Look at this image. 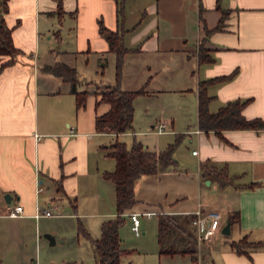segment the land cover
<instances>
[{
  "label": "crops",
  "instance_id": "0c3cea01",
  "mask_svg": "<svg viewBox=\"0 0 264 264\" xmlns=\"http://www.w3.org/2000/svg\"><path fill=\"white\" fill-rule=\"evenodd\" d=\"M59 1L65 12L62 17L58 14ZM120 2L9 0L7 22L14 28V41L22 53L0 74V194H4L0 200V218L28 223L45 217L34 214L41 205V192L53 190L56 195L49 197L54 199L55 208L57 211L60 205L64 208L62 213H57L59 216L78 221L89 218L95 228L101 229L104 220L116 215L115 184L103 176L116 166V160L107 154L109 147L124 134H144L139 130L144 126L154 127L148 132L160 135L177 130L176 117L158 118L150 110L153 99L174 92L185 102L182 115L188 120L186 134H194L198 142L199 149L193 155L200 160L199 183L204 181L211 187L206 190L208 193L226 187L234 203L227 207L214 202V195H202L195 207L180 205L179 199H172L158 201L156 209L178 215L199 208L222 215L239 211L240 217L231 226V232L236 227L237 237L218 244L214 236L210 240L214 245L209 244L211 249L202 255L198 251L162 252L170 247L161 246L157 236L158 260L163 261L161 264H264V248L252 249L247 255L231 246L232 241L245 236L264 240V129H226L220 136L198 125L200 80L235 71L233 78L208 87L213 97L210 110L217 111L229 100L252 98L243 113L248 118L264 119V0H124L122 22ZM218 4L229 9V15L223 29L206 37V29L214 28L222 16ZM100 22L112 30H128L125 44L131 50L125 56L121 86L124 89L144 86L148 91L135 99L132 130L119 134L96 129V117L107 112L110 104H97L98 95L93 91L116 81V53L110 50L107 38L100 32ZM203 43L215 58L213 62L200 63L199 48ZM7 58L0 54V64ZM56 61L75 66L81 79L79 90L93 92L84 105L77 107L69 82L41 69ZM186 61H193L189 80L185 70L181 77L176 73L177 67ZM171 83L178 85L169 87ZM139 103L145 106L141 112H138ZM195 119V126L191 127ZM160 123L165 125L162 132L157 129ZM139 141L148 150H162L150 147L142 137ZM204 163L224 168L230 181L222 184L214 175L203 177ZM167 168L160 166L156 174L169 173ZM250 183L256 185L250 187ZM199 185L200 192H205ZM106 190L109 197H105ZM8 192L12 196L10 203L5 199ZM6 203L23 204V214L7 215V206L2 211ZM83 203L87 205L85 210ZM133 210L140 211L136 207ZM17 231L18 228L14 230ZM10 238L14 248L22 239L20 235ZM177 239L181 242L177 248H183L187 239L176 235L173 240ZM1 249L0 238V254ZM13 259V264H17L18 257ZM0 264H4V258L0 257Z\"/></svg>",
  "mask_w": 264,
  "mask_h": 264
},
{
  "label": "trees",
  "instance_id": "16d2710c",
  "mask_svg": "<svg viewBox=\"0 0 264 264\" xmlns=\"http://www.w3.org/2000/svg\"><path fill=\"white\" fill-rule=\"evenodd\" d=\"M58 14L65 13L62 2L59 1ZM219 23L212 29H206V37L215 31L221 30L225 26V20L229 15V9L222 8ZM10 10L9 0H0V54L7 55L8 58L0 64V74L9 65L16 62L22 50L16 45L13 37L14 28L7 22V14ZM119 16L123 21L121 4L119 5ZM59 17V18H61ZM127 29L112 30L100 22V32L105 35L110 50L116 53V81L99 86L95 91L98 95L97 104L107 102L110 108L107 112L96 117V129L102 133H123L132 130L135 114V99L148 91L143 86L138 89H124L121 86L124 62L126 54L131 50L125 44V33ZM205 37V39H206ZM215 58L210 54V49L204 46L199 48V61L213 62ZM45 72L52 73L69 82L71 91L76 95L77 107L84 105L88 96L93 93L87 89L79 90L81 79L75 66H71L63 61H56L53 64H45L41 67ZM236 71L231 74L219 75L212 78L200 80L198 96V125L204 131H216L220 136L226 129H264V119L261 117L248 118L243 113L244 107L252 98H237L229 100L217 111H211L209 103L212 96L208 93V87L212 84L221 83L233 78ZM182 136H178L176 141L170 143L160 152L148 150L144 144L134 139L132 146H128L125 141L117 139L110 147L107 154L116 160L114 170L105 171L103 176L114 182L116 188V215L106 219L101 224V235L93 238L83 222L79 219V232L89 238L98 257L96 264H122V256L131 253V249L123 248L120 237V228L126 221V213L133 209L138 201L135 195V185L139 178L144 175H155L160 166L169 167L176 165L177 159L173 153L180 142ZM203 177L214 175L222 184H227L229 178L224 168H217L213 164L204 163L201 165ZM256 183H250L253 187ZM76 206V205H74ZM159 221L158 238L162 242L170 231H180L186 235L187 242L181 249L171 246L163 249L165 253H191L197 251V237L195 231L188 228L192 222L193 214H178L166 212L161 214ZM240 212L235 211L229 215L232 223L239 221ZM231 246L240 254L250 255L252 249L264 248V240H250L247 236L237 241H232Z\"/></svg>",
  "mask_w": 264,
  "mask_h": 264
},
{
  "label": "rangeland",
  "instance_id": "374dc122",
  "mask_svg": "<svg viewBox=\"0 0 264 264\" xmlns=\"http://www.w3.org/2000/svg\"><path fill=\"white\" fill-rule=\"evenodd\" d=\"M120 4L124 11V0H121ZM135 5L136 3H133V6ZM123 11L122 15L124 14ZM134 13L137 15L136 8ZM142 13L143 12L141 11L139 15H142ZM192 64L193 61H186V64L177 67L176 73L179 72V76L181 77V74L185 70L186 80H189V74L193 67ZM176 85L178 84L171 83L169 84V87H176ZM181 98L182 97L177 93L169 92L153 99V103L150 106L151 112L158 118L169 119L173 116L176 117L177 125H175V129L177 130L174 132L161 135L149 133L148 131L152 130L154 127L144 126L139 129L140 131H144V134L138 133L137 136L124 134L120 136V140L125 141L129 147L132 146L134 139L138 138L139 140V138L142 137L147 141L150 147H160L162 150L166 148L169 143L175 142L178 136H182L173 153L174 157L177 159V163L176 165L167 168V170L170 171L169 173L164 175L160 174V176L157 174L144 175L137 180L135 190L136 197L139 200L135 207L138 208L140 212H142L145 207L156 209L155 206H158L156 205L158 204V201L168 202L172 199H179L178 201H181L180 205L186 204L188 207H195L199 199L205 195H214L213 200L214 202L217 201V204L219 205L223 204L224 206L226 205L227 207H230V205L234 203L228 193L229 190H227L226 187H221L219 192L213 193L210 191L208 193L206 190H211V187L208 184H205L204 181L199 183L197 173L199 171L200 160L199 156L193 155V150H198L199 146L194 134H186L188 120L182 115V107L185 102ZM137 107L138 112H141L145 108L143 103H139ZM137 118L141 119V116H138ZM196 121L197 120L195 119L191 122V127L195 126ZM112 160L114 161V159ZM161 168H163V166H161ZM199 184H201L202 190H205V192H200L201 188ZM106 192L105 197L107 195L109 197V191L106 190ZM49 194L56 195L53 190L41 192L40 204L42 207L53 209L55 208L54 199L50 198ZM3 195L4 194L2 193L0 194V200L4 198ZM86 203L82 204L83 210L87 207ZM7 205V203L4 205L2 211L5 210ZM63 209V206L60 205L58 211H54V216L32 219L33 221H28V223H21V221L15 219L0 218V238L2 241L0 257L4 258V264H13V258L15 256L18 257L17 264H33L34 261H38L39 264H96L98 257L91 240L83 233L79 232V221L77 218L70 219L61 217L59 216L60 214H57L62 213L64 211ZM198 210H202L204 214L209 212L204 211L202 208H199ZM132 211L136 210L131 209L127 213ZM155 211L159 214L150 217L141 216L140 235H136L132 230V221L126 217L125 223L120 228V236L123 241L122 246L131 249L132 251L130 254H126L122 257V264L163 263V261L161 262L158 260L156 255V250L160 246L157 236L159 231V221L162 217L161 214L168 211L161 208H158ZM195 211H188L185 214H193L195 217ZM185 214H180V216ZM79 216L81 215L79 214ZM228 218L229 214H224L221 218L220 226L215 234V236H217L215 242L218 244H223L226 239L237 237V229L235 226L229 235L222 232V228L227 223ZM81 221L93 238L100 237V226L95 228L92 219L81 218ZM87 223L91 224L90 229H88ZM16 228H18V231L14 232ZM188 228L193 232L195 231L192 222L188 224ZM47 233L55 236L57 239L55 244L51 243V240L46 236ZM14 235H20L22 237V239L16 244V248H14L15 245L12 244V239L10 238ZM176 235L182 236L185 239L187 238L186 235L182 234L180 231H170L166 235V238L163 239L161 246H174L175 248L181 247L180 239L173 240ZM211 243L212 242L210 241L207 243L199 242L197 237V251L202 255L203 252L205 253L211 249H209L210 246H208ZM185 260L187 259L185 258Z\"/></svg>",
  "mask_w": 264,
  "mask_h": 264
},
{
  "label": "built area",
  "instance_id": "2783aa9c",
  "mask_svg": "<svg viewBox=\"0 0 264 264\" xmlns=\"http://www.w3.org/2000/svg\"><path fill=\"white\" fill-rule=\"evenodd\" d=\"M164 123H160L158 125V132H162L164 130ZM193 153L196 154L197 150H193ZM43 190V187H39V191ZM24 206L21 203L8 204L7 205V215L9 216H20L23 214ZM54 211H57L56 208H45L41 205H38L36 208L35 216H53L55 215ZM195 217L192 219V225L194 227L195 233L199 239V242H207L210 241L216 234L217 229L220 226L221 218L223 215L218 211H209L207 213H203L202 210H197L194 212ZM159 214L155 210H144L140 211H132L126 213L132 221V230L136 233V235L141 234V216H153ZM34 264H39L35 262ZM201 264V263H200Z\"/></svg>",
  "mask_w": 264,
  "mask_h": 264
},
{
  "label": "water",
  "instance_id": "95a60500",
  "mask_svg": "<svg viewBox=\"0 0 264 264\" xmlns=\"http://www.w3.org/2000/svg\"><path fill=\"white\" fill-rule=\"evenodd\" d=\"M207 183H210V181L208 180ZM5 199L8 203L12 201V196L10 192L5 195ZM231 226L232 222L231 220H228L227 223L223 226L222 232L226 235H229L231 233ZM46 236L51 240V243H55V236L53 234L47 233Z\"/></svg>",
  "mask_w": 264,
  "mask_h": 264
}]
</instances>
